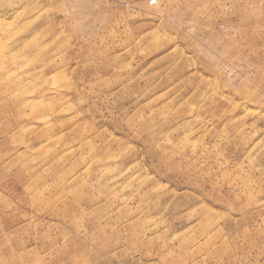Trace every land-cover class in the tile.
Segmentation results:
<instances>
[{"label": "rangeland", "instance_id": "obj_1", "mask_svg": "<svg viewBox=\"0 0 264 264\" xmlns=\"http://www.w3.org/2000/svg\"><path fill=\"white\" fill-rule=\"evenodd\" d=\"M0 264H264V0H0Z\"/></svg>", "mask_w": 264, "mask_h": 264}]
</instances>
